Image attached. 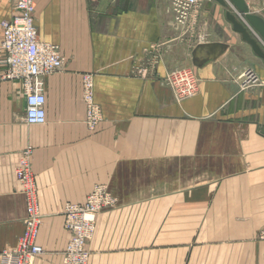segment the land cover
Instances as JSON below:
<instances>
[{
  "label": "crops",
  "instance_id": "crops-1",
  "mask_svg": "<svg viewBox=\"0 0 264 264\" xmlns=\"http://www.w3.org/2000/svg\"><path fill=\"white\" fill-rule=\"evenodd\" d=\"M245 1L263 13L264 0ZM228 9L201 0L186 30L171 0H36L39 37L65 62L44 78V124L26 121L20 81H0V252L25 231L15 169L31 147L44 248L35 264H65L64 208L100 184L116 205L98 215L88 264H264V64ZM13 16L14 0H0V43ZM208 42L225 48L194 58ZM179 67L194 70V96L178 99L167 84ZM86 74L103 112L95 130Z\"/></svg>",
  "mask_w": 264,
  "mask_h": 264
},
{
  "label": "built area",
  "instance_id": "built-area-1",
  "mask_svg": "<svg viewBox=\"0 0 264 264\" xmlns=\"http://www.w3.org/2000/svg\"><path fill=\"white\" fill-rule=\"evenodd\" d=\"M201 0H171L174 24L189 29L195 23ZM36 0H14V16L1 21L3 40L0 53H6V67L0 69V81L17 80L23 84L26 96V121L44 124L46 115L45 76L62 69L65 58L60 47L39 37L35 23ZM142 71V70H141ZM250 77L254 75L248 72ZM178 99L194 96L199 90V80L191 67L172 69L166 78ZM83 100L86 106L85 123L95 130L103 120L101 106L94 98V82L91 74L83 77ZM31 147L25 149L15 169L17 179L23 186L27 202L25 231L11 249L0 252V264H35L44 248L38 243L42 214L38 200L36 176L32 169ZM116 205V197L106 185H96L84 203H67L64 208V225L70 232V240L64 251L65 264H88L87 248L93 237L99 213ZM264 240V229L259 233Z\"/></svg>",
  "mask_w": 264,
  "mask_h": 264
},
{
  "label": "water",
  "instance_id": "water-1",
  "mask_svg": "<svg viewBox=\"0 0 264 264\" xmlns=\"http://www.w3.org/2000/svg\"><path fill=\"white\" fill-rule=\"evenodd\" d=\"M224 8L229 5L232 10L226 11V18L233 25V29L242 35V38L247 42L255 55L259 57L264 64V10L263 13L257 14L250 11V8L245 0H215ZM225 48V44L220 42L200 43L196 46L193 52L194 58H197L201 52H207L216 58L217 51ZM252 72V70H249Z\"/></svg>",
  "mask_w": 264,
  "mask_h": 264
}]
</instances>
